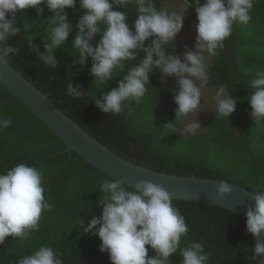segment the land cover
<instances>
[{
    "label": "trees",
    "instance_id": "1",
    "mask_svg": "<svg viewBox=\"0 0 264 264\" xmlns=\"http://www.w3.org/2000/svg\"><path fill=\"white\" fill-rule=\"evenodd\" d=\"M154 3L158 10L184 16L182 31L165 46L166 50L181 58L185 45L195 51L198 23L195 8L183 0H154ZM40 7L44 9L43 15L35 8L17 12L20 31L6 45L18 48L19 52L9 54L6 59L31 84L44 94H51L55 105L94 138L124 159L156 172L225 180L251 191L264 186V119L255 122L249 102L251 81L258 70H264V0H255L249 24L233 25L223 48H218L215 55L204 54L208 79L201 88V105L196 112L177 121L173 98L178 89L176 78L162 79L158 69L150 74L148 89L139 103L126 101L128 106L120 114H104L94 99L118 87V82L140 62L144 53L115 68L111 81L94 82L90 74L91 58L82 69L73 64L76 52L72 42L78 32L76 24L84 14L77 0L75 8L66 9L73 25L72 34L67 44L54 50L60 62L55 68L48 66L38 58V53L28 49L32 38L40 52L45 51L42 40L52 26L50 18L54 13L46 5ZM135 9V5L126 9L130 27L136 18ZM99 39L97 35L93 44ZM69 81L81 86L84 94L79 98L68 95ZM196 83L199 86L201 81ZM220 87L225 89V95L237 99L236 111L229 119L215 113L214 97ZM202 116L204 121L200 119ZM0 117L13 121L0 131V173L6 174L19 163L41 169L45 198L53 205L42 213L39 229L28 239L10 236L0 245V264H17L19 258L42 245L62 253L63 264H112L109 255L100 251V238L84 234L81 227L102 214V206L98 204L103 196L101 184L111 178L75 152L62 153L68 148L63 140L1 81ZM196 119L201 128L195 134L185 132L186 124ZM173 122V127H165ZM173 205L189 227L187 236L181 238L180 248L193 242L202 243L208 264H259L261 259L256 261L251 253L256 240L247 232L245 218L228 209L193 201L173 199ZM155 255L149 247V256ZM181 261L178 250L171 264Z\"/></svg>",
    "mask_w": 264,
    "mask_h": 264
},
{
    "label": "clouds",
    "instance_id": "2",
    "mask_svg": "<svg viewBox=\"0 0 264 264\" xmlns=\"http://www.w3.org/2000/svg\"><path fill=\"white\" fill-rule=\"evenodd\" d=\"M254 2L206 0L201 5L200 0H195L198 20L195 51L185 45L181 58L179 54L169 53L165 46L175 41L182 31L183 15L158 10L154 0H79L84 14L76 24L78 32L72 42L76 52L73 64H79L82 69L91 58L90 74L95 78L94 82L104 84L112 80L115 68L136 60L137 54L143 52V58L130 68L118 82V87L94 99L96 106L104 114H120L128 106L126 101L139 103L148 89L150 74L158 69L162 79L176 78L175 121L181 120L201 105V88L208 79L204 54L215 55L218 48H223L235 23H250ZM42 4L54 13L50 18L52 26L42 40L45 51L40 52L32 38H29L28 49L38 53V58L46 65L57 66L60 61L54 50L67 44L73 31L66 9L75 8L77 0H0V55L5 58L19 52L18 48L6 45L9 38L20 31L17 12L35 8L43 15ZM129 5L136 6L132 27L126 10ZM97 35L100 39L93 44ZM149 40L151 42L146 46ZM197 80L201 81L199 86ZM251 89L250 115L258 122L264 119V70L255 73ZM67 93L76 98L84 94L81 86L71 81L67 84ZM214 99L216 116L229 119L236 111L237 99L225 95L223 87L217 90ZM12 123L11 118L0 117V131ZM173 124L165 127H173ZM200 128L196 119L187 123L184 131L195 134ZM232 191L227 181H220L219 197ZM100 192L103 196L98 204L102 206V214L93 217L86 227L82 223L81 227L84 234L91 233L100 238V251L109 255L112 264H171V258L178 250L181 264H208L209 257L202 243L193 242L180 248L181 238L187 236L189 227L163 186L141 180L135 187H126L124 182L111 178L102 182ZM252 192L255 203L248 206L246 230L256 240L251 253L253 259L259 261L264 257V240L260 239L264 232V186H258ZM52 208L45 198L41 169L19 163L6 174L0 173V245L10 236L28 239L39 229L42 213ZM149 247L156 253L154 257L149 256ZM62 256L53 247L42 245L32 254L19 258L17 264H63Z\"/></svg>",
    "mask_w": 264,
    "mask_h": 264
},
{
    "label": "water",
    "instance_id": "3",
    "mask_svg": "<svg viewBox=\"0 0 264 264\" xmlns=\"http://www.w3.org/2000/svg\"><path fill=\"white\" fill-rule=\"evenodd\" d=\"M183 1L195 8V0ZM205 2L206 0H200L201 5ZM0 81L13 96L63 140L68 148L62 153L75 152L106 176L118 179L128 187H135L141 180L152 181L163 186L173 199L218 206L247 219L248 206L255 203L251 190L228 182L233 191L221 198L217 195L220 180L160 173L124 159L60 110L51 99V94H44L31 84L2 55ZM260 239L264 240V232L261 233ZM259 264H264V257Z\"/></svg>",
    "mask_w": 264,
    "mask_h": 264
},
{
    "label": "rangeland",
    "instance_id": "4",
    "mask_svg": "<svg viewBox=\"0 0 264 264\" xmlns=\"http://www.w3.org/2000/svg\"><path fill=\"white\" fill-rule=\"evenodd\" d=\"M200 119H202L204 121V116L200 117ZM215 149H217V148L215 147Z\"/></svg>",
    "mask_w": 264,
    "mask_h": 264
}]
</instances>
